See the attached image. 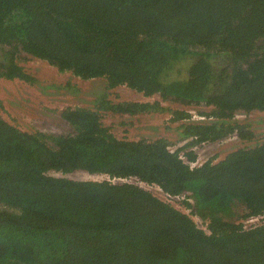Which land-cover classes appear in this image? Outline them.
<instances>
[{
    "label": "trees",
    "instance_id": "16d2710c",
    "mask_svg": "<svg viewBox=\"0 0 264 264\" xmlns=\"http://www.w3.org/2000/svg\"><path fill=\"white\" fill-rule=\"evenodd\" d=\"M55 8L52 23H32L34 9ZM213 44V45H212ZM219 45L244 71L220 78L231 56L196 54ZM0 78L33 83L21 52L81 80L103 79L161 101L210 106L203 121L183 123L186 160L165 139L116 138L103 113L161 114L159 101L113 102L98 93L91 106L67 108L73 133L0 139V264H264V139L201 165L193 148L253 132L238 110L264 112V0H0ZM193 60L192 73L177 71ZM226 64V65H225ZM207 69L204 86L192 75ZM175 70V78L171 72ZM185 79V80H184ZM190 114L173 111L172 121ZM84 171L108 180L52 177ZM130 180L170 197L187 193L208 233L183 212Z\"/></svg>",
    "mask_w": 264,
    "mask_h": 264
},
{
    "label": "rangeland",
    "instance_id": "374dc122",
    "mask_svg": "<svg viewBox=\"0 0 264 264\" xmlns=\"http://www.w3.org/2000/svg\"><path fill=\"white\" fill-rule=\"evenodd\" d=\"M34 9L31 17L32 23L36 22L37 15L40 18V24L45 26L52 23L55 8ZM213 45V44H212ZM208 46L205 49L196 48V54H217L232 55L225 47ZM1 54V52H0ZM21 60L18 59V65L34 79L33 83L20 80H5L0 78V139L6 140L12 129L20 134H31L35 132H44L53 135H67L73 133V129L66 122L61 113L67 108L91 106L93 99L98 93H105L108 99L113 102H149L159 101L167 110L161 114L145 113L138 115H118L111 113H103L101 122L110 132L118 139L128 141L165 139L169 144V149L174 151L185 145L186 141L179 135V127L183 123H196L202 121L200 112H207L211 108L208 105L195 102H184L181 100L161 101L158 96L149 98L143 97L126 87H116L107 89L106 82L103 79L81 80L73 77L70 73H59L55 68L36 58H31L28 54L21 52ZM253 59L252 54L243 55V60L232 57L231 62L226 68L220 72V78L230 79L231 74L238 70L244 71L246 66ZM182 67L177 71L181 76L186 77L187 73H192L190 68L193 66V60L186 58ZM226 65V64H225ZM203 69L192 75L193 81L204 86V77L207 75V69L202 65ZM175 70L171 72V76H175ZM235 75H233V82ZM175 78V77H174ZM185 80V79H184ZM173 111H184L190 114L188 122L172 121ZM234 118L240 125H245L248 130L253 132V138L249 141L238 139L236 135L230 138L211 143L203 144L193 149L196 161L190 166L201 165L207 159L212 158L213 163L222 160L228 153L242 148H251L262 144L264 139V112L251 110L245 112L238 110L234 113ZM182 149V148H180ZM189 149H182L179 156L182 160H186V153ZM49 176L68 178L75 181L94 180L101 181L107 179L103 175H89L84 171H74L70 174H60L50 171ZM122 180L114 179L113 183H122ZM149 192L158 200L173 206L175 209L183 212L194 222L195 226L208 233L207 221H203L197 217L191 207L192 202L188 198L187 193H182L175 197H169L164 194L157 186H149L140 183L135 179L127 180ZM264 224V220H251L247 225Z\"/></svg>",
    "mask_w": 264,
    "mask_h": 264
},
{
    "label": "clouds",
    "instance_id": "9594fccd",
    "mask_svg": "<svg viewBox=\"0 0 264 264\" xmlns=\"http://www.w3.org/2000/svg\"><path fill=\"white\" fill-rule=\"evenodd\" d=\"M137 93V92H136ZM140 94V93H139ZM142 95V94H141ZM144 97V96H143ZM155 102V101H154ZM141 103V102H140ZM201 117V116H200ZM61 174V173H60ZM106 177V176H105ZM107 178V177H106ZM104 180H108V178L107 179H104ZM114 180V179H113ZM113 180H111V182L113 183ZM120 180V179H119ZM123 182H126L127 180H122ZM122 182V183H123ZM141 183V182H140ZM119 184H121V183H119ZM150 186V185H149ZM160 189V188H159Z\"/></svg>",
    "mask_w": 264,
    "mask_h": 264
},
{
    "label": "built area",
    "instance_id": "2783aa9c",
    "mask_svg": "<svg viewBox=\"0 0 264 264\" xmlns=\"http://www.w3.org/2000/svg\"><path fill=\"white\" fill-rule=\"evenodd\" d=\"M200 119L203 121L204 119H203V117H200ZM207 144H211V143H207ZM203 145V144H202ZM196 147H198V146H195L194 148H196ZM193 148V149H194ZM161 190V189H160ZM165 194V193H164ZM168 196V195H167ZM170 197V196H169Z\"/></svg>",
    "mask_w": 264,
    "mask_h": 264
}]
</instances>
